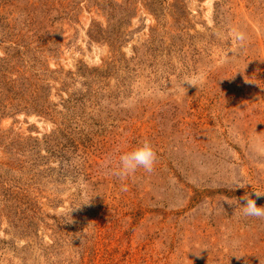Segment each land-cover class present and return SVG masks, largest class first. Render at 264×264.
Wrapping results in <instances>:
<instances>
[{
    "label": "rangeland",
    "instance_id": "374dc122",
    "mask_svg": "<svg viewBox=\"0 0 264 264\" xmlns=\"http://www.w3.org/2000/svg\"><path fill=\"white\" fill-rule=\"evenodd\" d=\"M145 138L154 170L112 175ZM246 193L264 0H0V264H264Z\"/></svg>",
    "mask_w": 264,
    "mask_h": 264
},
{
    "label": "clouds",
    "instance_id": "9594fccd",
    "mask_svg": "<svg viewBox=\"0 0 264 264\" xmlns=\"http://www.w3.org/2000/svg\"><path fill=\"white\" fill-rule=\"evenodd\" d=\"M238 38L243 41V34L239 35ZM184 82L195 85L194 81ZM156 161L157 153L151 142L145 138L142 141L137 142L136 146L132 147L130 150L120 152L118 160L116 161V167L111 170V174L123 181L124 179L133 176L139 169L151 173L154 170ZM233 183L235 184V187H245V184L236 181H233ZM122 190L126 191V186H123ZM255 194L259 196L261 193L255 192ZM244 200L246 203L238 202V204L241 205L240 211L244 216L264 219V207L258 206L255 200L247 193L244 196Z\"/></svg>",
    "mask_w": 264,
    "mask_h": 264
}]
</instances>
